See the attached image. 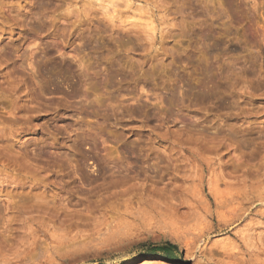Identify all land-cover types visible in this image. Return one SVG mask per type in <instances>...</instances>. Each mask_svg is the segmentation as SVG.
<instances>
[{"label": "rangeland", "instance_id": "rangeland-1", "mask_svg": "<svg viewBox=\"0 0 264 264\" xmlns=\"http://www.w3.org/2000/svg\"><path fill=\"white\" fill-rule=\"evenodd\" d=\"M0 264H264V0H0Z\"/></svg>", "mask_w": 264, "mask_h": 264}, {"label": "trees", "instance_id": "trees-1", "mask_svg": "<svg viewBox=\"0 0 264 264\" xmlns=\"http://www.w3.org/2000/svg\"><path fill=\"white\" fill-rule=\"evenodd\" d=\"M147 252L152 255L159 256L168 262L179 261L180 252L176 243L165 242L162 244L151 245L147 248Z\"/></svg>", "mask_w": 264, "mask_h": 264}]
</instances>
